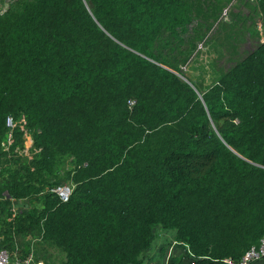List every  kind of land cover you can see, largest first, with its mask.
Wrapping results in <instances>:
<instances>
[{
    "label": "trees",
    "instance_id": "obj_1",
    "mask_svg": "<svg viewBox=\"0 0 264 264\" xmlns=\"http://www.w3.org/2000/svg\"><path fill=\"white\" fill-rule=\"evenodd\" d=\"M256 5L264 24V0ZM12 6L0 14V145L12 115L11 149L25 144L20 123L34 152L0 179L3 242L39 225L63 264H142L157 225L191 252L167 264H227L258 242L264 39L201 90L173 59V41L194 18L188 0ZM62 155L67 200L46 189ZM4 191L40 205L6 221Z\"/></svg>",
    "mask_w": 264,
    "mask_h": 264
},
{
    "label": "rangeland",
    "instance_id": "obj_2",
    "mask_svg": "<svg viewBox=\"0 0 264 264\" xmlns=\"http://www.w3.org/2000/svg\"><path fill=\"white\" fill-rule=\"evenodd\" d=\"M188 2L194 18L188 25V32L181 33L173 41L177 48L173 59L178 62L182 73L204 90L221 71L226 70L258 41L264 39V24L256 0H188ZM185 56L186 60L182 62ZM29 152L30 155L34 152L32 144ZM26 158L28 157L24 159ZM68 159L66 155L59 157L54 171L48 175V186L59 182H71L67 177V170L70 167ZM5 161L11 167L19 164L16 156L10 161L0 156V163ZM32 205L40 204L34 201L30 206ZM168 232L170 233L168 238L174 237L173 229ZM17 235V244L11 245L15 256L25 257L31 253L35 260H42L43 264H63L64 252L48 242H41L39 225L31 232H21ZM176 245L180 246L178 243Z\"/></svg>",
    "mask_w": 264,
    "mask_h": 264
},
{
    "label": "built area",
    "instance_id": "obj_3",
    "mask_svg": "<svg viewBox=\"0 0 264 264\" xmlns=\"http://www.w3.org/2000/svg\"><path fill=\"white\" fill-rule=\"evenodd\" d=\"M17 0H0V14H3L7 12L12 5ZM134 99H129V104L134 103ZM16 122L13 119L12 115H8L6 117V125H7V131L5 134V137L0 145V150L4 152L2 154L3 157H6L7 160L10 161V159L14 156L16 158L24 159L25 157H30L29 147L33 143L32 137L30 133L27 131V129L19 123L20 130L22 131L24 137H25V146L16 144L11 149V145L13 143V129L15 127ZM8 162L0 163V179L5 174V167L8 166ZM73 184L69 181L66 182H59L55 183L53 185L47 186L46 189L53 191L58 195V197L61 200H67L69 197V194L71 192ZM3 196L9 199V203L5 206L3 212L1 213L2 218L6 219V221H13L16 216L21 213L23 210L28 209V207L31 205L30 201L26 197L22 198H16L13 196H10L7 191L3 192ZM166 229V228H164ZM170 229V228H168ZM155 231V237L160 236L161 234V226L157 225L154 228ZM18 233L13 231L10 234V238L8 241L3 242L4 237L3 234H0V264H43L42 260H35L31 253L27 254L25 257H18L15 256L14 250L11 249V245L17 244L18 240ZM165 236L168 238L170 235L169 233L165 234ZM171 244H184V252L187 254H191L188 245L184 241L176 240L175 237L169 238ZM153 242V241H152ZM223 261L227 264H263L264 263V234L259 238L258 242L255 244L250 245L243 254L238 258H223ZM167 264V263H164Z\"/></svg>",
    "mask_w": 264,
    "mask_h": 264
},
{
    "label": "crops",
    "instance_id": "obj_4",
    "mask_svg": "<svg viewBox=\"0 0 264 264\" xmlns=\"http://www.w3.org/2000/svg\"><path fill=\"white\" fill-rule=\"evenodd\" d=\"M168 230L171 231L172 229L161 227L160 236L156 237L149 247L141 251L142 264H155L156 262L164 264L167 263L169 256H182L183 260H186L184 248L171 244L169 238L165 236V234L169 233Z\"/></svg>",
    "mask_w": 264,
    "mask_h": 264
},
{
    "label": "water",
    "instance_id": "obj_5",
    "mask_svg": "<svg viewBox=\"0 0 264 264\" xmlns=\"http://www.w3.org/2000/svg\"><path fill=\"white\" fill-rule=\"evenodd\" d=\"M183 80H185L186 82H188L194 89H196L195 88V86L193 85V83L183 74V73H181V72H179V71H175Z\"/></svg>",
    "mask_w": 264,
    "mask_h": 264
}]
</instances>
